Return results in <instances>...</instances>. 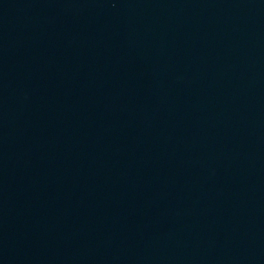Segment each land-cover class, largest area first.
Listing matches in <instances>:
<instances>
[{"label": "water", "instance_id": "water-1", "mask_svg": "<svg viewBox=\"0 0 264 264\" xmlns=\"http://www.w3.org/2000/svg\"><path fill=\"white\" fill-rule=\"evenodd\" d=\"M0 264H264V0H0Z\"/></svg>", "mask_w": 264, "mask_h": 264}]
</instances>
